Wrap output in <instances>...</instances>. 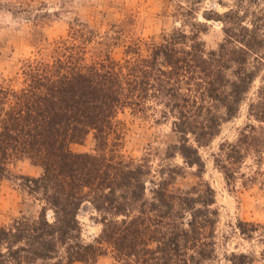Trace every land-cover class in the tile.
<instances>
[{
  "label": "trees",
  "instance_id": "obj_1",
  "mask_svg": "<svg viewBox=\"0 0 264 264\" xmlns=\"http://www.w3.org/2000/svg\"><path fill=\"white\" fill-rule=\"evenodd\" d=\"M31 0H0V11L32 16ZM197 0H190L193 4ZM238 0L224 13V39L209 49L208 25L180 4L183 26L145 40L127 20L103 28L80 19L68 35L46 40L20 72L0 81V184L10 177L40 204L38 215L0 226V264L93 263L110 254L117 264H210L216 257L218 211L207 182L175 186L184 167L155 176L147 159L121 153L119 114L127 109L170 121L177 142L168 155L185 166L206 167L201 149L249 103L248 122L214 155L229 186H264V6ZM187 27L189 29H187ZM124 47V58L114 50ZM147 46V53H143ZM95 139L93 152L74 143ZM30 158L39 176L14 174ZM201 176V174H200ZM90 202L100 213L96 244L83 237L79 211ZM232 264H249L233 254Z\"/></svg>",
  "mask_w": 264,
  "mask_h": 264
},
{
  "label": "rangeland",
  "instance_id": "obj_2",
  "mask_svg": "<svg viewBox=\"0 0 264 264\" xmlns=\"http://www.w3.org/2000/svg\"><path fill=\"white\" fill-rule=\"evenodd\" d=\"M238 0H31L28 7L32 16L13 15L8 10L0 11V81L18 75L23 61L34 57L38 47L46 40H58L68 35L70 26L80 19L95 26L107 27L112 22L127 20L145 40H160L164 34L183 26L180 4L196 9L197 19L208 25L201 34L209 49L217 48L224 39L223 24L208 20L207 15L224 13L234 7ZM264 6V0L261 1ZM187 29H189L187 27ZM143 46V53H147ZM118 59L124 58V47L114 50ZM260 80L242 105L239 115L222 126L221 133L210 146L202 148L206 167L185 166L180 155H168L171 144L177 142L170 121L159 116L145 115L127 109L119 114L123 131L121 153L136 160L147 159L155 176L163 167L180 165L184 167L178 175L175 186L190 188L199 182L209 183L215 191L218 211L216 227V257L210 264H232L235 254H246L249 264H264V186L244 187L240 182L229 186L223 173L214 163V153L220 143L234 141L239 130L248 122H257L249 114V103L255 98ZM77 152H93L95 139L89 135L82 144H72ZM43 168L30 158H23L13 167V173L39 176ZM201 174V176H200ZM40 204L30 197L15 177L4 179L0 184V226L9 224L15 217L38 215ZM83 237L95 243L102 231L98 222L100 213L90 202H85L79 211ZM37 264H41L40 262ZM74 264H117L110 254H101L93 263Z\"/></svg>",
  "mask_w": 264,
  "mask_h": 264
}]
</instances>
